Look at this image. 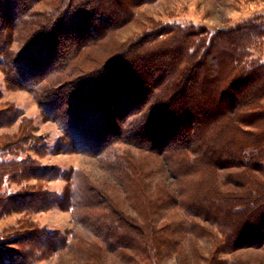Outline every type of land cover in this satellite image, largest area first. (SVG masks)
<instances>
[{
  "label": "trees",
  "instance_id": "trees-1",
  "mask_svg": "<svg viewBox=\"0 0 264 264\" xmlns=\"http://www.w3.org/2000/svg\"><path fill=\"white\" fill-rule=\"evenodd\" d=\"M156 1L0 0L7 85L28 90L62 131L56 154L98 158L125 193L33 157L47 151L32 118L0 107V129L19 123L1 136L0 219L57 208L76 223L66 234L31 218L9 227L0 264H36L64 251L83 264H105L107 253L165 264L188 236L214 241L212 264L221 252L264 250V61L253 56L264 17L215 31L156 22L120 41L136 9ZM120 144L157 156L177 186L151 189V166ZM56 180L66 182L61 193L47 186Z\"/></svg>",
  "mask_w": 264,
  "mask_h": 264
},
{
  "label": "rangeland",
  "instance_id": "rangeland-1",
  "mask_svg": "<svg viewBox=\"0 0 264 264\" xmlns=\"http://www.w3.org/2000/svg\"><path fill=\"white\" fill-rule=\"evenodd\" d=\"M48 7L49 4L47 2L38 4V8L41 10L48 9ZM260 16L264 17V0H158L154 3H147L138 7L135 18L121 28L117 36L120 41L130 40L141 35L156 22H180L183 24L193 22L215 31L231 28L244 20L257 19ZM253 56L264 61V38L259 39L254 44ZM0 88L3 92L0 107L14 105L21 108L25 115L32 118L36 129L34 134L36 136H43V142L40 146L46 148L47 154L41 157L35 151H32L33 157L41 160L44 164H56L63 169L77 168L86 173L93 183L100 186L109 194L124 199L125 193L123 189L110 177L98 158L82 153L56 154L54 152L63 137L62 131L55 122L46 119L34 96L28 90L9 88L5 75L1 70ZM18 129L19 123L0 129V144L3 134L15 133ZM117 149L121 152L125 151L134 155L141 160L145 159V164L151 166L149 169L153 173L146 179L151 184V189L155 188L157 190L160 184L163 185L167 182L173 187L177 186V183L174 182L168 171L159 165L160 159L157 156L147 154L127 144H120L117 146ZM33 182L36 181H31V183ZM47 186L50 190L61 193L66 186V182L64 180H56L49 182ZM14 187L16 188L17 185H14ZM127 206L129 207L128 204ZM166 213L168 214V211H160L161 216ZM26 218H31L40 226H46L65 234L76 227L72 213L67 210L55 208L34 214L14 212L0 219V245L14 236L12 226L17 227ZM79 231L83 230L80 229ZM89 237L95 240L94 236L90 235ZM214 248L215 243L210 238L197 239L193 238V236H188L181 242L182 250L180 249L179 253L173 252L166 257L164 263L212 264L210 263V259L214 253ZM104 262L105 264H128L110 253H107ZM36 264H83V261L75 259L68 251H64V253L47 255ZM215 264H264V250L249 247L233 252H221L217 255Z\"/></svg>",
  "mask_w": 264,
  "mask_h": 264
}]
</instances>
